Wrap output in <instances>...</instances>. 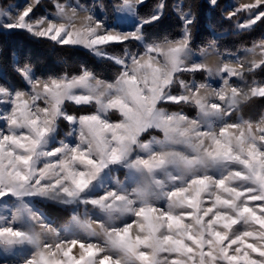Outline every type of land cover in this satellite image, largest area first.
I'll return each instance as SVG.
<instances>
[{
  "label": "snow or ice",
  "instance_id": "6c2138e0",
  "mask_svg": "<svg viewBox=\"0 0 264 264\" xmlns=\"http://www.w3.org/2000/svg\"><path fill=\"white\" fill-rule=\"evenodd\" d=\"M41 3L0 28L83 49L116 75L83 65L37 75L26 61L12 82L0 78V207L11 209L0 214V250L21 254L15 264H264V112L244 115L264 104V39L224 60L211 38L193 59L197 20L183 5L180 37L152 39L166 0L146 13L147 0H55L54 16L35 17ZM241 13L240 31L264 23V0L226 18ZM33 201L71 208L70 224Z\"/></svg>",
  "mask_w": 264,
  "mask_h": 264
},
{
  "label": "trees",
  "instance_id": "16d2710c",
  "mask_svg": "<svg viewBox=\"0 0 264 264\" xmlns=\"http://www.w3.org/2000/svg\"><path fill=\"white\" fill-rule=\"evenodd\" d=\"M52 1H42L40 7L35 10V17L43 15L42 8L52 11ZM93 0H78L79 3L91 7ZM99 1V0H98ZM226 0H219L218 6L214 9L207 6L204 0H166L168 7L165 10V16L156 25L151 26L149 34L152 39L167 36L170 39L179 38L182 32L181 21L173 13V6L182 3L185 11L191 10L196 16V25L193 28V44L195 53L203 46L207 40V33L204 32V23L206 21V12L210 13V26L215 33H220L226 26V21L219 18L221 5ZM13 0H0V8H4ZM110 0H104V3H109ZM156 3V0H147L148 7L141 11L146 13ZM107 20L112 16L111 9L105 12ZM264 23H258L253 29L237 34L230 35L224 48L218 50L225 53H233L240 49L249 48L251 45L261 38L263 33ZM206 34V37L204 36ZM209 40V38H208ZM228 43V44H227ZM129 50L136 52L139 49L135 45H130ZM16 55L18 62L31 61L36 68L37 75H59L63 73H75L82 65L87 66L94 71L101 79H112L116 75V67L109 62L96 61L89 53L80 49L71 47H58L48 41L34 39L24 32H9L4 33L0 30V66L3 71V76L9 82L13 80L12 56ZM113 71V74L109 72ZM186 112L191 113L186 107Z\"/></svg>",
  "mask_w": 264,
  "mask_h": 264
},
{
  "label": "rangeland",
  "instance_id": "374dc122",
  "mask_svg": "<svg viewBox=\"0 0 264 264\" xmlns=\"http://www.w3.org/2000/svg\"><path fill=\"white\" fill-rule=\"evenodd\" d=\"M204 2L207 4V1L204 0ZM252 2H254V0H226L220 7L221 9L219 11V18L222 19L223 21H226L227 24H226L224 30L222 32H220V33H215L212 30V28L210 26V13L206 12V14H205L206 21H205L204 26H203L204 27V29H203L204 32L207 33V39H205V40H208V38L209 39L216 38V40H217V48H219V47H221V45H223L224 41H227L228 38H231L230 35H237V34H241V33H245L247 31H249V30L240 31L236 27V25H237V23L239 21L247 18L246 14L241 13L239 17L233 18L232 20H228L226 17H227V13L229 11H231L234 7L242 5V4H245V3H252ZM178 4L182 5V3H178ZM178 4H176V5H178ZM176 5H174V6H176ZM174 6H173V8H174ZM173 13H174V11H173ZM122 27H124V26H122ZM129 28H131V27L128 26V29ZM205 33H204V36L206 37ZM28 36L31 37L29 34H28ZM31 38H33V37H31ZM262 39H264V29H263V33L261 35V38L259 40H257L256 42H259ZM225 45H226V43L222 47L224 48ZM249 48H251V47H249ZM77 49H79V48H77ZM247 49L248 48L240 49V50H238L236 52H233V53H225L224 51H221L220 53L222 54V58L224 60L236 59L237 57H239L240 59H244L248 55V53L246 51ZM198 57H200V53L199 52L196 53V55L193 57V59H196ZM94 59L96 61L109 62V61H106V60H100V59L95 58V57H94ZM109 72L111 73V75L113 74L112 70H109ZM256 78L259 79L260 75L257 74ZM191 79H192V77L189 76V80H191ZM196 79L198 81L200 80L199 74H197ZM217 79H218L217 77H211V78H208L207 82L212 83V86L215 87ZM186 108L190 112L193 111L192 109H190L188 107H186ZM252 112H254V115H256V114H258L260 112H264V104H261V103L257 102L255 104L251 105L248 109H246V112L244 113V115L245 116L252 115ZM117 177L119 178V180L121 182H125L126 181V177L124 175H122L120 173H115L113 175V178H112L113 183L115 182ZM107 186L108 185L106 184L105 187H107ZM32 206L37 208V209H39L40 211H43L45 213V215L58 227H64V226H67V225L70 224V217L72 215V209L71 208L64 209V208H60L59 206H54V205H52L50 203H47V202L37 203L35 201L32 202ZM10 210H11L10 208L5 209V208L0 207V214L8 215ZM79 211H80L81 214H83V212H84L83 207H81L79 209ZM0 258L6 260L7 264H15V262L17 260L22 258V255L19 254V253L14 254L12 252H4L3 250H0Z\"/></svg>",
  "mask_w": 264,
  "mask_h": 264
},
{
  "label": "crops",
  "instance_id": "0c3cea01",
  "mask_svg": "<svg viewBox=\"0 0 264 264\" xmlns=\"http://www.w3.org/2000/svg\"><path fill=\"white\" fill-rule=\"evenodd\" d=\"M42 1H52V0H42ZM207 1V0H205ZM55 2V1H54ZM54 2L52 3V11H49V10H46L44 8H42V11H43V15L41 16H47V17H52L54 16V7H53V4ZM69 3H79L78 0H68ZM29 3H32V0H13V2L9 3L7 6H5L4 8H0V13H4L6 15H3V16H0V24L4 23L5 22V19L7 18V15H16L20 12L21 8L26 5V4H29ZM99 3L98 0H93L92 3H91V7L94 5V4H97ZM180 5V4H179ZM94 11H96V14L99 15L102 19L104 20H107V16L105 14L104 11H101L100 9L96 8L94 9ZM173 11H174V14L176 16H178V12L176 11V8L174 6L173 8ZM41 16H37V17H41ZM35 18V17H34ZM119 23L121 24V26H124V28L128 29V26L131 27V21L130 20H127V19H121L119 20ZM0 30L4 33H9V32H24V33H27L26 31H23V30H19V29H14V30H7V29H4V28H0ZM28 34V33H27ZM30 35V34H29ZM31 36V35H30ZM33 37V36H31ZM35 39H38L36 37H33ZM40 40H44V39H40ZM45 41H48V40H45ZM52 44H54L53 42L51 41H48ZM56 45V44H54ZM58 47H61L59 45H56ZM65 47H68V46H65ZM77 49V48H76ZM81 50V49H80ZM82 51L86 52L85 50L82 49ZM88 53V52H87ZM18 62V58L16 55L12 56V59H11V64H12V68L14 67V65ZM3 76V71H2V68L0 66V78H2Z\"/></svg>",
  "mask_w": 264,
  "mask_h": 264
},
{
  "label": "bare ground",
  "instance_id": "6f19581e",
  "mask_svg": "<svg viewBox=\"0 0 264 264\" xmlns=\"http://www.w3.org/2000/svg\"><path fill=\"white\" fill-rule=\"evenodd\" d=\"M252 115H254V112H252Z\"/></svg>",
  "mask_w": 264,
  "mask_h": 264
}]
</instances>
